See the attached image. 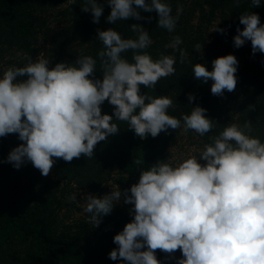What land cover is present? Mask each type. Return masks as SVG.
Segmentation results:
<instances>
[{
	"label": "clouds",
	"instance_id": "clouds-1",
	"mask_svg": "<svg viewBox=\"0 0 264 264\" xmlns=\"http://www.w3.org/2000/svg\"><path fill=\"white\" fill-rule=\"evenodd\" d=\"M251 3L260 7L261 0ZM108 4L107 21L113 24L144 19L138 9L155 11L157 26L169 32L178 19L163 0H108ZM81 9L91 12L97 24L104 12L97 0H85ZM239 23L244 27H237L234 47L250 41L253 54L264 53V24L259 15L245 12ZM131 30L138 33L136 39H125L114 28L97 30V39L103 44L97 54L102 80L92 78L97 60L88 55L54 67L42 54L35 59L25 55L24 66H10L3 72L0 137L18 134L24 142L10 151L7 162L19 169L30 161L47 177L55 164L53 158L69 163L81 156L91 159L99 142L118 133L113 115L127 122L141 139L181 128V120L185 133L192 130L204 136L213 129L214 120L205 108L197 105L178 119L168 114L173 106L170 97L141 93V86L153 89L161 78L175 73L176 57L161 55L154 61L143 51L152 44L149 32L140 24H132ZM212 31L225 33L226 29ZM181 43L176 36L166 47L178 50L180 63H184L188 53L179 49ZM202 46L197 44L196 51ZM129 50L134 53V63L122 56ZM237 68L236 56L228 54L214 59L211 71L195 63L192 72L203 82L211 79V93L222 96L225 90H235ZM22 77L26 79H18ZM194 99L190 93L189 102ZM106 100L115 106L113 115L102 114ZM251 132V121L242 126L230 124L204 145L199 157L190 155L175 166L158 160L140 172L138 183L130 189L122 191L116 185L102 197L86 194L84 211L91 214L89 223L94 227L121 200L133 206L130 213L134 218L114 236L118 247L109 258L128 264H161L156 250L168 254L179 250L182 258L176 264H264V142ZM69 200L76 202L77 195Z\"/></svg>",
	"mask_w": 264,
	"mask_h": 264
},
{
	"label": "trees",
	"instance_id": "trees-1",
	"mask_svg": "<svg viewBox=\"0 0 264 264\" xmlns=\"http://www.w3.org/2000/svg\"><path fill=\"white\" fill-rule=\"evenodd\" d=\"M66 0H0V73L5 63L14 62L8 55L14 50L20 52L15 60L17 66L27 63L25 55L36 56L38 28V8L54 5ZM150 3V0H146ZM170 5L173 17L178 15L174 31L158 27L155 11H140L144 19L118 20L115 24L107 21L111 8L108 0H97L104 12L100 22L93 23L91 12H84L81 6L85 0H71L65 13L71 15L72 26L69 38L79 42V46L69 59L73 62L80 55L92 56L97 60L95 79H103L98 52L103 49L97 39V30L114 28L125 39H136L138 33L131 30L132 24H140L149 32L152 44L144 49L155 61L161 55L176 57L175 73L161 78L153 89L141 86V93L153 97L168 96L173 106L168 114L181 118L190 114L191 108L199 105L205 108L206 115L214 120L213 129L204 135L206 144L223 129L232 124L231 114L236 116V124L251 121V136L264 142V53H252L251 42L234 47L233 38L237 27L243 30L239 17L245 12H255L264 24V0L254 8L251 0H163ZM180 9L179 14L177 10ZM151 17V19H148ZM215 27L226 29L225 33L212 31ZM179 36L182 43L179 49L188 53L187 60L180 63L179 51L171 45ZM197 44L203 45L200 52ZM233 54L238 60L237 85L234 91H224L222 96L211 93L213 81L196 79L192 72L195 63L204 64L212 70V61L220 56ZM133 51L122 53L130 63ZM51 61L50 67L56 63ZM9 66V67H10ZM26 79V77L18 78ZM195 99L189 102L188 95ZM114 107L107 100L101 105L102 114L113 115ZM113 122L119 127L117 134L109 135L94 149L89 159L81 156L70 163L62 158H53L54 167L45 177L30 161L19 169L7 162L12 149L21 141L18 134L0 137V264H128L121 259L111 260L109 253L118 246L113 242L116 234L131 222L133 207L123 200L114 204L110 214L102 216L101 222L93 229L97 241L90 240L92 226L88 222H77L75 228L68 227L61 219V210L67 205L71 192L87 188L101 194L103 184L113 178L124 189L138 183L140 172L148 170L158 160L167 162L166 150L175 140L178 129H169L153 138L150 134L141 139L125 121ZM181 124L183 121L181 120ZM139 159L143 161L136 164ZM91 215V214H90ZM161 264H176L182 258L177 250L168 254L156 250Z\"/></svg>",
	"mask_w": 264,
	"mask_h": 264
},
{
	"label": "rangeland",
	"instance_id": "rangeland-1",
	"mask_svg": "<svg viewBox=\"0 0 264 264\" xmlns=\"http://www.w3.org/2000/svg\"><path fill=\"white\" fill-rule=\"evenodd\" d=\"M71 0H66V2L46 5L45 7L38 8V30H37V39H36V56L43 55L46 59L51 61H57L58 59L63 62L66 59H69L72 54H75V49L78 48L79 42L74 39H71L70 29L72 25L71 15H67L65 10L68 3ZM20 55V52L14 50L11 54L8 55V59H13L14 62L5 63L1 68L0 76L3 75V72L10 65H17L15 61ZM233 118L230 119V123H236V116L231 114ZM206 140L204 136H200L192 130H189L187 133L183 131V124L181 128H178L175 140L170 144L166 150L167 162L171 163L173 166L180 163L181 161L187 159L190 155H195L199 157L200 151L204 148ZM204 163V161H200ZM113 178L109 179L103 184V192L101 194L93 193L91 190L84 188L74 192H71L69 197L72 194L77 195V201L72 202L69 200L61 210V219L68 227H74L77 222H88L90 214L84 211V202L86 194H92L97 197H102L105 194L110 193L115 189L116 185L123 191L124 188L120 184L116 183ZM92 226L90 240L93 243L99 241L97 240L96 231L93 229V224L89 223Z\"/></svg>",
	"mask_w": 264,
	"mask_h": 264
}]
</instances>
